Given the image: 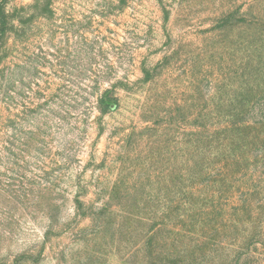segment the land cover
I'll return each instance as SVG.
<instances>
[{"label": "rangeland", "instance_id": "obj_1", "mask_svg": "<svg viewBox=\"0 0 264 264\" xmlns=\"http://www.w3.org/2000/svg\"><path fill=\"white\" fill-rule=\"evenodd\" d=\"M0 264H264V0H0Z\"/></svg>", "mask_w": 264, "mask_h": 264}]
</instances>
